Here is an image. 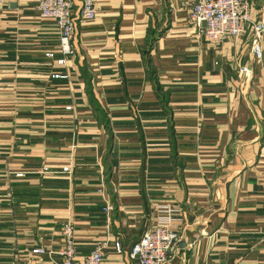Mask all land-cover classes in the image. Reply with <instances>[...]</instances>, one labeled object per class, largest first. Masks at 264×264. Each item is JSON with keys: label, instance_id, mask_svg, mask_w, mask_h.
<instances>
[{"label": "crops", "instance_id": "obj_1", "mask_svg": "<svg viewBox=\"0 0 264 264\" xmlns=\"http://www.w3.org/2000/svg\"><path fill=\"white\" fill-rule=\"evenodd\" d=\"M194 1L96 0L65 65L37 0L3 7L0 264L61 262L67 222L78 258L106 241L102 264H136L165 203L185 211L167 264H264V57L250 24L208 41Z\"/></svg>", "mask_w": 264, "mask_h": 264}, {"label": "built area", "instance_id": "obj_2", "mask_svg": "<svg viewBox=\"0 0 264 264\" xmlns=\"http://www.w3.org/2000/svg\"><path fill=\"white\" fill-rule=\"evenodd\" d=\"M13 1L0 0V22L3 7ZM253 0H196L192 5L190 18L197 25L201 35L210 40H222L229 36H240L245 31V25L249 23L253 29L251 51L255 61L260 62L264 57L263 37L264 19H252ZM36 11L42 18L56 21L59 29V46L62 57L56 59L58 65H65L68 57L74 53L72 39L76 30L75 11L83 19H94L97 15L96 0H37ZM206 21V26L203 22ZM53 57L52 52L47 53ZM243 73L248 74L251 68L242 67ZM55 78L62 77L60 73L52 75ZM70 108V106L68 107ZM47 167L44 171H47ZM69 171L70 167H64ZM18 175H21L19 173ZM112 207L105 208L109 211ZM185 220V211L174 203L159 205L155 210L153 223L142 236L133 243L129 256L136 264H166L171 253L177 248L180 240V229L177 222ZM119 251L120 243H116ZM106 241H100L95 248L82 258L76 256V236L71 222L65 224V243L61 251V262L53 264H102ZM44 249H33V253H43Z\"/></svg>", "mask_w": 264, "mask_h": 264}, {"label": "rangeland", "instance_id": "obj_3", "mask_svg": "<svg viewBox=\"0 0 264 264\" xmlns=\"http://www.w3.org/2000/svg\"><path fill=\"white\" fill-rule=\"evenodd\" d=\"M195 1H196V0H195ZM195 1H194V2H195ZM194 2H193V3H194ZM192 5H193V4H192ZM252 7H253V6H252ZM191 10H192V8H191ZM190 13H191V12H190ZM189 18H190V15H189ZM190 20H191V18H190ZM191 21H192V20H191ZM192 22H194V21H192ZM194 23H195V22H194ZM247 24H249V23H247ZM247 24H246V25H247ZM195 25H196V24H195ZM196 26H197V25H196ZM205 26H206V25H205ZM197 29H198V27H197ZM198 30H199V29H198ZM199 33H200V32H199ZM243 33H244V32H243ZM243 33H242V34H243ZM242 34H241V35H242ZM74 35H75V34H74ZM241 35H240V36H241ZM240 36H238V37H240ZM229 37H235V38H238V37H236V36H229ZM229 37H226V38H224V39H222V40H218V41L208 39V41L219 42V41H223V40H225V39H227V38H229ZM205 38H206V37H205ZM206 39H207V38H206ZM73 50H74V49H73ZM47 53H49V52H47ZM47 53H46V55H47ZM71 55H72V54H71ZM47 56H48V55H47ZM111 209H112V208H111ZM111 209H110V210H111ZM110 210H109V211H110ZM117 243H119V242H117ZM116 247H117V246H116ZM117 249H118V248H117ZM168 262H169V261H168ZM168 262H167V263H168ZM167 263H166V264H167Z\"/></svg>", "mask_w": 264, "mask_h": 264}, {"label": "water", "instance_id": "obj_4", "mask_svg": "<svg viewBox=\"0 0 264 264\" xmlns=\"http://www.w3.org/2000/svg\"><path fill=\"white\" fill-rule=\"evenodd\" d=\"M203 24L206 25V21H204Z\"/></svg>", "mask_w": 264, "mask_h": 264}]
</instances>
